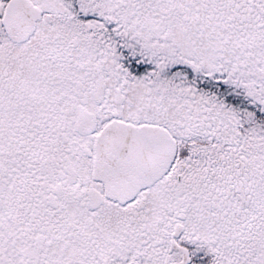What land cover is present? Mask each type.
I'll return each instance as SVG.
<instances>
[{
  "label": "snow or ice",
  "instance_id": "1",
  "mask_svg": "<svg viewBox=\"0 0 264 264\" xmlns=\"http://www.w3.org/2000/svg\"><path fill=\"white\" fill-rule=\"evenodd\" d=\"M0 264H264V0H0Z\"/></svg>",
  "mask_w": 264,
  "mask_h": 264
}]
</instances>
